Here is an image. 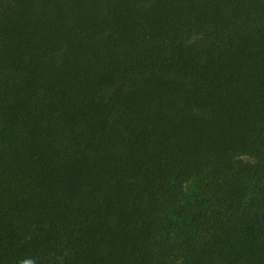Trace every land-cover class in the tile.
Listing matches in <instances>:
<instances>
[{
  "label": "trees",
  "instance_id": "16d2710c",
  "mask_svg": "<svg viewBox=\"0 0 264 264\" xmlns=\"http://www.w3.org/2000/svg\"><path fill=\"white\" fill-rule=\"evenodd\" d=\"M26 261L264 264V0H0V264Z\"/></svg>",
  "mask_w": 264,
  "mask_h": 264
},
{
  "label": "rangeland",
  "instance_id": "374dc122",
  "mask_svg": "<svg viewBox=\"0 0 264 264\" xmlns=\"http://www.w3.org/2000/svg\"><path fill=\"white\" fill-rule=\"evenodd\" d=\"M197 188H198V184L196 182L190 183L186 188L188 195L191 196L192 194H194Z\"/></svg>",
  "mask_w": 264,
  "mask_h": 264
},
{
  "label": "clouds",
  "instance_id": "9594fccd",
  "mask_svg": "<svg viewBox=\"0 0 264 264\" xmlns=\"http://www.w3.org/2000/svg\"><path fill=\"white\" fill-rule=\"evenodd\" d=\"M24 264H31V262L30 261H26V262H24Z\"/></svg>",
  "mask_w": 264,
  "mask_h": 264
}]
</instances>
